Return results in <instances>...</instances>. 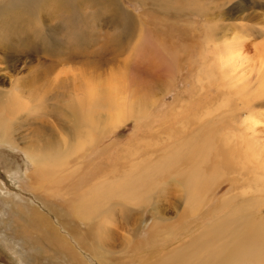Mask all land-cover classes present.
Returning a JSON list of instances; mask_svg holds the SVG:
<instances>
[{
    "label": "rangeland",
    "instance_id": "obj_1",
    "mask_svg": "<svg viewBox=\"0 0 264 264\" xmlns=\"http://www.w3.org/2000/svg\"><path fill=\"white\" fill-rule=\"evenodd\" d=\"M5 1L0 0V6ZM0 20L7 21L0 24V102L6 97L9 112L18 107L16 117L6 118L17 128L12 129L15 143H0V264H148L154 240L163 242L158 250L163 252L168 244L189 237L179 230L194 222L173 187L156 192L164 219L154 220L152 204L132 202L114 205L113 212L98 217V256L70 237L49 209L79 199L95 181L118 178L132 162L168 146L167 133L178 122H191L178 140L203 123L215 126L217 114L228 110L223 107L207 116L205 109L222 98L224 81L203 79L212 58L223 54V41L239 42L242 61L238 59L237 72H245L249 92L257 93L251 87L264 67V0H45L33 12ZM33 75L35 80H27ZM114 81L122 84V92L107 88ZM89 91L94 95L88 108L99 121L90 133L91 142L68 156L50 179L36 181L24 147L48 140L70 143L74 133L65 122L63 106ZM10 92L19 101L17 107L8 104ZM122 97L135 113L116 123ZM259 102L264 99L252 109L257 123L249 124L264 145V105ZM139 107L145 111L138 116ZM247 114L243 108L232 120L228 113L229 130L241 132ZM153 141L165 142L155 148ZM57 177L58 186H51ZM232 177L238 176H225L212 194L207 193L203 209L213 210L203 225L220 216L217 211H227V206L217 207L222 198L240 193L235 186L243 181L229 180ZM254 196L257 201L249 203V210L259 219L264 217V192ZM237 199L228 204L233 207ZM30 208L58 228L69 242L67 248L35 230ZM66 219L82 233L90 226L77 214ZM154 221L163 228L158 234L150 232ZM36 238L42 239L40 253L32 243Z\"/></svg>",
    "mask_w": 264,
    "mask_h": 264
},
{
    "label": "bare ground",
    "instance_id": "obj_2",
    "mask_svg": "<svg viewBox=\"0 0 264 264\" xmlns=\"http://www.w3.org/2000/svg\"><path fill=\"white\" fill-rule=\"evenodd\" d=\"M44 1L7 0L0 6V14H6L0 19L10 18L13 20L19 15L33 12L35 9H39ZM4 22L7 21H2L0 24ZM224 42L227 44L226 48L222 49L223 54L212 58V62L205 70V79H203L212 80L216 84L220 80L224 81V86L221 87L224 89V91H221L222 98L215 102L213 107L205 109L207 116L223 107L228 110L217 114L218 121L215 126L210 123H203L192 133L178 140V135L185 132L187 126L191 123L178 122L177 126H174L175 128L169 129L170 131L167 130L169 132L165 141L170 139L168 146L158 151H152L149 157L139 159V162L135 161L134 164L132 162L131 166L130 163V167L118 178L95 181L79 199L63 203L64 205L56 203V205L50 207L49 210L58 218V222L68 231L70 237L72 236L81 246H85L94 256H98L102 249L101 240L97 237L100 235L101 230L97 223L98 217L113 212L114 205L132 202L140 205L152 204L155 207L154 220L164 219L165 217L161 216V210L157 204L158 194L156 192L165 187H173L175 192L180 195L184 210L187 211L186 213L191 222L194 223L182 225L179 230L180 235H189V237H183L178 245L168 244L170 246L166 247L163 252H158L159 245L161 246L163 242L154 240L150 246L152 251L149 255L148 264H264V217L256 219L249 210V203L257 201L254 194L264 192V145H259L255 135L251 133V131H254L249 124L250 121L256 122L255 113L252 111L254 103L257 100L264 99V67L260 65L263 70L259 68L256 86L251 87L253 88L252 91H257V93H250V87L247 85L249 81L246 79L245 72L240 74L237 72L239 69L237 65L238 56H240L241 48L237 46L239 42L234 41L236 45L230 44V41H228L230 43ZM239 61H242V59H239ZM36 75L27 77V80L30 78L35 80ZM21 80L22 83L27 81L22 78ZM201 80L199 79V82ZM107 88L115 93L123 89L122 84L117 83V81H114ZM200 90L202 91V89ZM12 94H10L8 104L17 107L19 101L16 100L15 96L12 97ZM93 95L94 91H89L76 102L70 100L68 105L63 106L65 108L64 113L67 115V121L65 122L69 123L68 129L72 134L74 133L73 142L70 141L65 146V142L59 143L58 141L48 140L42 143H27L28 145L24 147L28 159L34 164L32 174L36 176V181L42 183L50 179L48 175L55 174V169L59 168L68 156L82 151L88 140L89 143L91 142L90 133L98 126L99 122L97 114L88 108V102ZM235 98L237 103H241L240 108H237ZM122 99L123 104L120 109L123 110L118 114L116 123L135 113L129 107L130 104L124 101V97ZM259 103L261 106L264 105L263 102ZM6 104L5 97V100L0 102V143L14 145L12 132L16 131L17 128L14 126L13 129V123L10 126V122L6 118L10 115L16 117L14 111L18 107L14 110L10 108L11 111L9 112ZM180 107L182 106L180 105ZM243 108L248 114L242 122V131L229 130L230 123H225L227 114L230 113L232 117H229V119H232ZM144 111L139 107L137 115L139 116ZM195 119L199 120L201 116ZM232 120L230 121L232 122ZM21 126L22 124L19 127ZM64 126L67 127L68 125L64 124ZM45 140L47 139L45 138ZM165 141L155 143L153 141L154 146L152 147H160L162 142ZM218 141L220 142L218 143ZM60 145H62V149H60ZM139 148L142 147L139 146L138 150ZM233 174L238 176L237 181H243L242 184L235 186V191L240 190V193H233L222 198L217 207L227 206V211L224 213L217 211L216 214L220 216H214L213 220L203 225L202 220H206L210 215L207 214L213 210L209 206L203 209L204 204H206L207 193L212 194L213 189L216 188L218 183H221L225 176ZM230 179L236 182L234 177ZM59 180L60 177L53 178L51 186H58ZM244 196H248L249 199L247 200ZM236 198L238 199L234 201L235 205L233 207L228 204ZM74 214L90 223L86 233L79 231L77 226H73L66 219ZM28 215L35 224V230L41 231L43 236H46L52 244L61 242V245L67 248L68 240L61 236L62 234H59L58 228L56 229L48 218L32 208L29 209ZM61 215L64 216L61 217ZM161 230L163 228L154 221L150 232L158 234ZM192 231H194L193 234ZM27 232L29 233V229L25 230V233ZM89 235L90 237H87ZM41 241L40 238L32 240L39 253ZM35 252L37 251L35 250ZM70 252L72 253V251ZM72 254H75V251Z\"/></svg>",
    "mask_w": 264,
    "mask_h": 264
}]
</instances>
